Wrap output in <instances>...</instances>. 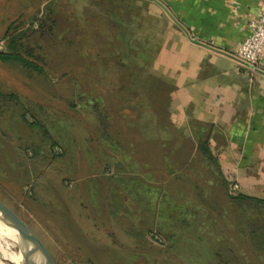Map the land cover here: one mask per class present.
Returning <instances> with one entry per match:
<instances>
[{"label":"rangeland","instance_id":"rangeland-1","mask_svg":"<svg viewBox=\"0 0 264 264\" xmlns=\"http://www.w3.org/2000/svg\"><path fill=\"white\" fill-rule=\"evenodd\" d=\"M149 7L127 0H0V49L7 47L13 32H7L8 26L16 20L23 32L18 48L29 50L47 72L10 61L0 66V82L39 77L40 95L34 98L44 105L43 79L49 78L55 92L49 97L50 120L43 115L47 111L32 110L42 114L39 119L48 122L57 142L73 139L74 147L81 142L88 146L77 147L70 164L68 149L46 150L41 147L45 138L33 135L40 149L25 148L29 161L22 166L24 172L11 160L0 164V198L39 235L55 264H264V204L233 197L242 192L264 198V178L247 176L242 183L238 176H225V185L219 184L211 163L199 160L185 145L172 147L184 134H168V156L181 152L188 157L184 163L169 157L165 192L160 199L150 198L149 221L133 213L144 207L143 198L128 195L143 189L138 181L123 178L115 194L100 197H79L65 184L67 176H139L144 157L151 155L148 160L158 162L159 150L144 147V134L136 125L145 109L159 108L160 96L152 92L154 81L147 84V78L166 75L159 64L161 22ZM147 46L156 52L149 54ZM17 97L0 98V117L9 115L3 123L0 118V125L9 130L23 126L22 109L15 107L25 99ZM99 138L118 143L114 157L106 142L104 149L98 148ZM100 151L108 154L102 163L97 159ZM133 152L139 166L129 158ZM231 182L239 184L238 192L230 193ZM177 184L183 196L176 195ZM86 203L106 212L81 215L79 208L73 210ZM140 222L149 225L131 227ZM192 236L206 244H191ZM1 240L12 253L20 249L9 234ZM198 250L202 258H196ZM10 260L0 250L1 264H13Z\"/></svg>","mask_w":264,"mask_h":264},{"label":"crops","instance_id":"crops-1","mask_svg":"<svg viewBox=\"0 0 264 264\" xmlns=\"http://www.w3.org/2000/svg\"><path fill=\"white\" fill-rule=\"evenodd\" d=\"M127 1H142L148 4L151 13L157 15L161 22L159 64L166 75L147 78V84L151 85L154 81L153 91L151 88L149 90L160 96L159 108L145 109L142 120L136 123L139 133L144 134V147L159 150L155 153L158 162L151 163L148 160L152 157L150 155L144 157L143 166H139V156L133 152L129 154V158L134 162L138 161L137 165L143 168L142 171L138 169L139 176H86L82 179L67 176L64 177L67 187L78 191L79 197H100L115 194L119 180L123 178L138 181L139 187L143 184V189L138 188L137 192L132 189L134 192L128 191V195L143 198L144 207L137 208L133 213L141 214L144 221H149L151 210L147 207L150 206V198L155 196L160 199L165 192V184L162 186V182H167L169 178L166 176L169 157L175 159L176 163H184V159L188 157H183L181 152L170 153L171 156H168V134L172 133L184 134V138L172 147L177 149L185 145L198 154L197 156L194 153L191 158L197 156L199 160L211 163L213 170L218 174L215 179L223 186L226 183L225 176H238L242 183L247 176H257V180L264 178V60L262 68L254 70L236 56L240 42L250 34L249 24L257 16L263 0ZM146 17L151 16L148 13ZM145 46L143 44V51L146 50ZM148 52L154 53L156 49L150 46ZM7 62L10 61L0 60V66L4 63L6 65ZM40 80L39 77H24L6 83L0 82L4 87L0 88V98L5 94L11 96V99H17L18 95L25 99L23 103L17 102L19 108L15 107L18 111L22 109L19 114L23 126L9 130L3 124L0 125V164L6 165L8 160H11L20 172H24L25 168L22 166L29 161L25 148L35 146V150L40 149L41 143L35 142V134L45 138V144L41 147L46 150L51 149V146H60L65 151L68 149V163L73 161L77 147L80 150L88 147L82 142L74 147L73 139L63 145L57 142L48 122L39 119L42 114L32 110L35 108L47 111L43 112V115H47L46 119L50 120L48 111L53 106L49 97L53 99L55 95L54 84L49 78L43 79L47 85L46 92H43L47 103L41 105L36 100L40 95ZM150 91L148 92L151 94ZM8 116L7 114L4 118L0 117L2 123ZM104 142L112 149H118V143L99 138L100 150L105 148ZM134 147L136 148L129 143V148ZM115 149L110 154L111 157H114ZM105 155L100 151L97 159L102 163ZM27 173H30L29 169ZM105 182H110L108 184L111 185ZM153 182L159 183L153 186ZM179 186H175L176 195L183 196L178 191L182 188ZM78 208L81 215L92 214L93 211L96 214L106 212L101 206L93 208L87 203L85 206H74L73 210L76 212ZM108 212L112 215L113 210L108 209ZM131 225L136 229L148 227L149 224ZM189 241L195 245L206 244L195 236ZM196 254V258L203 257L200 250Z\"/></svg>","mask_w":264,"mask_h":264},{"label":"water","instance_id":"water-1","mask_svg":"<svg viewBox=\"0 0 264 264\" xmlns=\"http://www.w3.org/2000/svg\"><path fill=\"white\" fill-rule=\"evenodd\" d=\"M185 30L187 31V29ZM0 220L3 222V224L12 229L14 239L19 245L20 249H30L32 252L39 256L41 260L40 264H55L51 254L49 253L47 247L45 246L39 235L13 208H11L1 198ZM11 262L13 264H36L28 256H25V259L22 261V263H15L14 261Z\"/></svg>","mask_w":264,"mask_h":264},{"label":"built area","instance_id":"built-area-1","mask_svg":"<svg viewBox=\"0 0 264 264\" xmlns=\"http://www.w3.org/2000/svg\"><path fill=\"white\" fill-rule=\"evenodd\" d=\"M250 34L244 38L236 51V56L248 63L252 69L262 68L264 60V0L257 16L249 24ZM230 193L239 191V184L231 182Z\"/></svg>","mask_w":264,"mask_h":264},{"label":"trees","instance_id":"trees-1","mask_svg":"<svg viewBox=\"0 0 264 264\" xmlns=\"http://www.w3.org/2000/svg\"><path fill=\"white\" fill-rule=\"evenodd\" d=\"M16 23L17 21L15 20L12 23H10V25L8 26L7 32L9 33L11 30H13V32L11 33V35H8L9 40L7 43V47L4 49H0V60L21 62L22 64H24L25 67L29 69L35 70L39 73H47L44 67H42V65H40L36 61V59L33 58L34 56L29 50H26L23 53L18 48L20 41L19 39L20 37H22L23 32L21 30H18V25ZM141 51L142 50H136V52H141ZM233 197L236 198L238 201L252 200L264 204L263 197L248 196L246 194H241V193Z\"/></svg>","mask_w":264,"mask_h":264},{"label":"bare ground","instance_id":"bare-ground-1","mask_svg":"<svg viewBox=\"0 0 264 264\" xmlns=\"http://www.w3.org/2000/svg\"><path fill=\"white\" fill-rule=\"evenodd\" d=\"M5 234H9L14 238L13 231L9 227H7L3 222L0 220V250L9 256L11 259L14 260L15 263H22V261L25 259V256H28L32 261H34L36 264H40L41 260L38 255H36L34 252H32L28 248L24 249H17L16 253H12L7 249L6 244L1 240L2 236ZM1 264V262H0Z\"/></svg>","mask_w":264,"mask_h":264}]
</instances>
